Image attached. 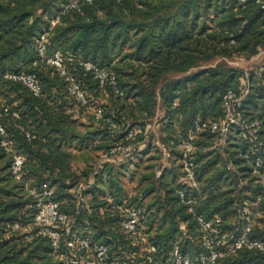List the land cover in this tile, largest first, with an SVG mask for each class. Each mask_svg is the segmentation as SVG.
Returning <instances> with one entry per match:
<instances>
[{
	"label": "trees",
	"instance_id": "obj_1",
	"mask_svg": "<svg viewBox=\"0 0 264 264\" xmlns=\"http://www.w3.org/2000/svg\"><path fill=\"white\" fill-rule=\"evenodd\" d=\"M258 1L264 0L243 4L238 0H0V123L25 158L22 178L31 188L49 184L54 188L53 200L70 216L68 223L56 228L62 251L66 228L72 226L74 234L90 235L92 244H105L117 257L124 253L136 263L149 258L138 255L142 235L128 239L120 228L121 214L105 199L110 197L114 204L140 212L148 226L144 235L149 238L144 240L156 249L153 259H169L175 246L194 256L199 249L195 224L176 203L181 157L170 143L186 138L197 119H221L223 94L245 87L240 119L260 124L256 142L248 144L236 130L224 147L211 134L196 136L192 156L198 183L196 210L206 219L220 217L222 229L235 235L240 205L261 195L250 238L264 244V194L252 174L256 160L262 163L260 174L264 172V60L249 74L225 63L249 60L264 50V10ZM55 18L58 22L49 30ZM44 33L46 55L62 56L68 74L91 105L100 107L117 130L94 121L88 109L67 96L58 72L36 58L35 41ZM86 62L111 71L122 97L107 90V104L93 103L92 95L105 93L85 72ZM21 71L39 80L38 97L4 79ZM158 111L156 133L168 148L169 164L156 177L162 166L151 157L155 150L146 137ZM79 119L93 121L96 128ZM130 124L136 128L133 143H147L131 166L129 178L137 179L136 195L125 193L120 184L126 166L107 163L96 171L86 156L95 155L100 161L101 154L116 143H130L126 140ZM79 158L86 166L77 173L74 163ZM10 163L11 156L0 147V264H58L46 238L25 240L21 232L4 229L7 223L31 225L35 213L24 182L13 179ZM91 179L82 205L76 199L77 187ZM226 262L264 264V251H239Z\"/></svg>",
	"mask_w": 264,
	"mask_h": 264
},
{
	"label": "built area",
	"instance_id": "obj_2",
	"mask_svg": "<svg viewBox=\"0 0 264 264\" xmlns=\"http://www.w3.org/2000/svg\"><path fill=\"white\" fill-rule=\"evenodd\" d=\"M90 2V0H83ZM119 2V0H116ZM243 4L246 0H238ZM264 10V1L257 2ZM58 22L55 18L50 23L49 30ZM46 34H41L35 41L36 58L40 59L45 65L54 68L60 78L66 83L67 96L80 107L89 110L94 121L104 122L109 129L115 131L117 127L110 120L104 118V112L100 107L91 105L86 94L82 91L78 82L68 74L63 58L59 53L51 56L46 55ZM85 72L92 75L93 80L97 83L98 89L107 95V90H111L115 96L122 97V92L118 88L116 77L111 71L95 67L89 62L82 64ZM5 80L20 84L26 88L33 96L38 97L41 94V85L37 77L29 72L21 71L18 73H9L4 76ZM247 93V87L236 92L227 90L221 99L222 117L215 121H202L197 119L192 124L186 134V138L171 142L175 150L180 153L182 175L178 179V190L176 192L177 206L182 208L189 219L195 224L196 243L199 246L194 256L184 254L178 246H175L169 259L155 260L152 255L156 253L153 245L148 244L149 258L146 261L136 263L133 256H126L127 260L117 257L110 253L109 248L103 243L92 244V237L87 234H74L72 226H68L65 231V241L63 251L60 246V236L57 232L59 224L68 223L70 216L60 210L59 204L53 200L54 188L49 184H42L38 188H31L29 182L22 178L25 158L14 148L13 141L10 140L0 123V147L4 152L11 156L10 171L13 179L17 182H24V189L32 198L35 206V213L31 225L24 226L20 223H7L4 226L7 232H21L25 240L33 237L46 238L49 241L52 254L58 264H233L226 262L227 259L233 258L239 251H264V244L258 240H252L250 233L254 225V210L261 200V195L256 197L252 203L242 202L238 210L237 232L231 235L222 229V221L218 216L206 219L198 214L196 210L198 183L195 177L194 164L192 156L194 153L193 141L196 136L202 133H208L217 138L218 144L224 147L227 137L236 130L240 138L248 144L256 142V135L260 131V124L256 121L245 122L240 119V110L243 100ZM159 112V111H158ZM126 140L130 143L123 145L116 143L107 152L100 156L99 165L111 163L117 160H126L137 154L140 143H133L136 135V128L132 124L126 127ZM27 141L33 139L29 133L26 134ZM165 155L167 154L164 148ZM245 158H247L245 156ZM262 167L260 160H256L253 165V175L262 188L264 194V172L260 174L259 169ZM231 165L226 170H231ZM159 176V175H158ZM82 183L76 190V199L80 204H86L83 194L93 185V179L83 186ZM107 205H113L114 210L121 214L119 223L120 228L131 238H138L142 230L143 219L138 210L132 206L125 207L119 202L114 204L110 197L105 198ZM184 226H181V230ZM186 237V232L182 233ZM140 257L144 254H138Z\"/></svg>",
	"mask_w": 264,
	"mask_h": 264
},
{
	"label": "rangeland",
	"instance_id": "obj_3",
	"mask_svg": "<svg viewBox=\"0 0 264 264\" xmlns=\"http://www.w3.org/2000/svg\"><path fill=\"white\" fill-rule=\"evenodd\" d=\"M264 60V50L261 51L258 55H256L253 58H250L249 60H244V59H238V58H234V59H230V60H226L225 63L231 67V68H237L240 69L242 71H244L246 74H249L252 71H255V69L262 63V61ZM96 95V96H94ZM91 97H93L92 102L97 104L98 106L103 107L105 104L108 103V96L103 95V94H94ZM160 119V112H157L155 118L152 120L151 125H150V132H148L150 134L149 137H146L147 140H151L152 144L155 146V152H152L151 157H156L157 159H159L157 161V165L160 164V170L166 166V164L168 165L169 163H167L168 160V155L165 156L163 150L164 148H166V145L163 144L160 139L157 132V125ZM86 124L88 126H93L92 128H96V125L94 124V122H90V120H86L85 122H83V124ZM142 132L139 131V135H141ZM151 138V139H150ZM143 142H141L140 144H142ZM168 148H166L167 151ZM168 154V151H167ZM135 155V154H134ZM88 157V161L93 164V163H97L98 159L95 160V155H86ZM97 158V157H96ZM116 161H112L111 163H109L108 165H112L117 167V164L114 163ZM85 160L82 158H79L78 162L74 163V171L79 173L81 171V169H83L86 165H85ZM133 164L129 165V164H124V166L127 167V173L126 176L124 178H120V184L122 186V188L124 189L125 193H129V195H136L139 193V189H138V183H137V179L132 181V178H129L130 175L132 174V166ZM129 166V167H128ZM131 168V169H129ZM158 169V168H157ZM95 170V169H94ZM158 172V170H157ZM125 173V172H123ZM158 175H160V173H158ZM158 177V176H157ZM84 183L81 182V184ZM86 185V183L83 184V186ZM142 230H140V234L142 235L139 240V253L138 254H147L148 252V242L145 241L144 239L149 238V235H144L145 233H147L148 230V226L146 224L142 225ZM150 231V230H149ZM131 237H128V239ZM138 243H136L137 245ZM122 255V256H121ZM121 257L123 258L122 260H127L126 258V254L121 253ZM58 263V262H57Z\"/></svg>",
	"mask_w": 264,
	"mask_h": 264
},
{
	"label": "crops",
	"instance_id": "obj_4",
	"mask_svg": "<svg viewBox=\"0 0 264 264\" xmlns=\"http://www.w3.org/2000/svg\"><path fill=\"white\" fill-rule=\"evenodd\" d=\"M79 121H81L82 123L83 122H85V121H83V119H79L78 120V122ZM147 143H146V140L145 141H143V143L142 144H140L141 146H140V148H139V150H138V152H137V154H135L132 158H129V159H126V160H117L116 162H114V163H116L117 164V166H120V165H124L125 163L126 164H132V163H135L136 162V160H138L140 157H141V155L143 154V152L144 151H146V148H147V145H146ZM151 147H153V150H156L155 149V146L153 145V144H151ZM163 152H164V150H163ZM165 154V153H164ZM166 156V155H165ZM101 165H99V160H98V162L95 164V167H94V169L96 170V171H98V170H101ZM129 169H131V168H129ZM161 172V170L159 169L158 170V172L156 171V177L158 176V173H160ZM81 185V183L78 185V187ZM77 187V188H78Z\"/></svg>",
	"mask_w": 264,
	"mask_h": 264
}]
</instances>
